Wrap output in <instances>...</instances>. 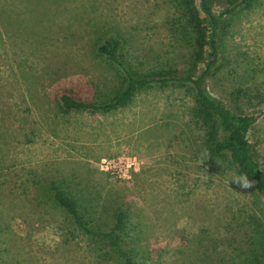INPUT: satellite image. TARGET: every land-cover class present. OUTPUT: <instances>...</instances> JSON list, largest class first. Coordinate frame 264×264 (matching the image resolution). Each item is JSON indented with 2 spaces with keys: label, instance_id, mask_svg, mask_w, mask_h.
I'll return each instance as SVG.
<instances>
[{
  "label": "rangeland",
  "instance_id": "1",
  "mask_svg": "<svg viewBox=\"0 0 264 264\" xmlns=\"http://www.w3.org/2000/svg\"><path fill=\"white\" fill-rule=\"evenodd\" d=\"M6 1L20 20L0 29V264H123L56 206L47 185L58 182L85 200L102 230L116 205L128 211L125 247L138 264H241L249 222L264 229V199L234 166L199 150L185 87L147 88L107 113L58 110L63 88L101 101L117 88L123 71L96 54L110 35L122 38V57L135 68L186 71L187 49L173 33L176 2L0 0V7ZM225 1L213 2L216 13ZM223 19L205 85L232 108L233 88L264 91V0ZM253 102L240 107L256 115L247 136L264 169V108Z\"/></svg>",
  "mask_w": 264,
  "mask_h": 264
},
{
  "label": "trees",
  "instance_id": "2",
  "mask_svg": "<svg viewBox=\"0 0 264 264\" xmlns=\"http://www.w3.org/2000/svg\"><path fill=\"white\" fill-rule=\"evenodd\" d=\"M174 1L179 9V17L174 23L173 33L179 34L187 49L186 71L135 68L122 57V38L110 35L97 43L96 54L115 63L123 71L117 88L109 98L102 101L82 97L72 87L63 88L57 94L58 110L63 115L71 112L107 113L128 105L137 93L147 88L170 85L185 87L192 98L188 110L190 122L201 131L199 150L210 161L221 159L234 166L239 177L264 199V169L247 136L256 115L244 113L240 107L241 103L249 105L254 101L255 105H263L264 108V91L259 90L257 86L233 88L227 93L231 108L212 95L205 85L216 65L219 32L227 26L223 19L224 13L233 14L237 8L248 6L250 0H226L224 3L227 6L218 13L212 5L215 0ZM6 2V8L0 7V29L8 31L12 28V22L20 19L17 18L14 2ZM202 58H205V61L198 68ZM262 157L264 158V155ZM60 185L59 182L48 184L49 195L56 206L67 213L76 229L97 241L107 242L123 264H138L125 247L128 211L116 205L110 212V224L107 229L102 230L98 223L90 222L91 216L87 212L88 204L85 200L75 194L66 193ZM249 224V242L243 250L241 264H264V229L256 223Z\"/></svg>",
  "mask_w": 264,
  "mask_h": 264
}]
</instances>
